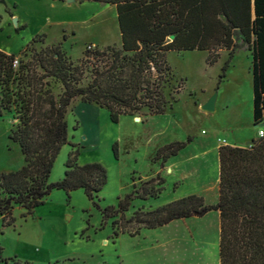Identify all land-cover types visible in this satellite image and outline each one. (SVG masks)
<instances>
[{
    "label": "rangeland",
    "instance_id": "rangeland-1",
    "mask_svg": "<svg viewBox=\"0 0 264 264\" xmlns=\"http://www.w3.org/2000/svg\"><path fill=\"white\" fill-rule=\"evenodd\" d=\"M35 36L31 49L58 45L73 64L82 60L88 45L120 44L114 6L67 0H0V50L19 56ZM31 49L24 59L29 58ZM219 54V60L208 66L203 52L167 53L174 76L166 83L165 92L181 89L175 95L177 101L163 115L123 116L113 123L105 109L74 100L65 115L68 144L56 157L48 181L63 177L68 153L77 150L79 165L99 162L106 170L107 182L98 193L101 208L115 205L118 198L132 191L133 183L139 187L157 174L163 178L158 198L134 200L126 219L138 208L152 210L188 195L215 205L218 147L244 145L257 138L258 130L264 131V118L261 126L254 128L253 123L250 52L240 46L234 50L217 86L229 51ZM88 80L86 74L81 84ZM49 81L53 94L61 93V85ZM214 92V109L203 110L201 106ZM14 124L12 112L0 117V169L17 170L24 163L17 145L9 140ZM188 138L191 142L163 166L152 161L158 148ZM12 215L14 223L9 227L3 228L0 220V264H4L1 259H7L6 264H12L11 260L21 264H219L216 211L154 230L141 229L134 237L114 235L113 220L103 223L100 211L78 189L69 195L53 190L31 214L15 207Z\"/></svg>",
    "mask_w": 264,
    "mask_h": 264
},
{
    "label": "trees",
    "instance_id": "trees-1",
    "mask_svg": "<svg viewBox=\"0 0 264 264\" xmlns=\"http://www.w3.org/2000/svg\"><path fill=\"white\" fill-rule=\"evenodd\" d=\"M76 1L114 6L120 44L103 48L88 45L78 64H73L58 45L40 51L31 49L38 36L19 56L0 50V117L12 112L15 124L9 140L17 145L24 161L17 170L0 169L2 227L14 223L15 207L31 214L53 190L69 195L82 189L100 211L102 222L113 220L114 235L127 233L134 237L141 229L154 230L175 220L216 211L219 264H264V135L252 139L250 145L218 147L215 205H205L202 197L188 195L152 210L138 208L126 219L125 213L134 200L158 198L163 178L157 174L139 187L133 183L132 191L118 198L115 205L101 208L98 193L107 182L106 170L99 162L79 165L77 150L68 153L63 177L48 181L56 157L68 144L65 115L74 100L105 109L113 123L123 116L163 115L172 108L181 88L165 92L166 83L174 76L166 59L168 52H206L205 62L213 66L220 58L219 51H229L218 86L234 50L240 46L249 51L253 123H262L264 0ZM29 49L31 54L24 59ZM86 74L89 80L82 85ZM49 79L61 85V93L53 94ZM190 142L188 138L166 144L157 149L152 161L163 166ZM113 151L115 155V147ZM1 261L6 264L8 260Z\"/></svg>",
    "mask_w": 264,
    "mask_h": 264
},
{
    "label": "water",
    "instance_id": "water-1",
    "mask_svg": "<svg viewBox=\"0 0 264 264\" xmlns=\"http://www.w3.org/2000/svg\"><path fill=\"white\" fill-rule=\"evenodd\" d=\"M68 2H73L75 0H67ZM16 21V20H14ZM170 39H172V36L169 37ZM215 99H216V93L214 92L209 99L201 106V108L205 111H212L214 109V103H215ZM136 121H138V118H135ZM263 125L262 123L254 125V128ZM251 142H247L245 145H250Z\"/></svg>",
    "mask_w": 264,
    "mask_h": 264
},
{
    "label": "built area",
    "instance_id": "built-area-1",
    "mask_svg": "<svg viewBox=\"0 0 264 264\" xmlns=\"http://www.w3.org/2000/svg\"><path fill=\"white\" fill-rule=\"evenodd\" d=\"M13 65L16 66V65H17V61H14ZM263 135H264V131H263V130H259V131L257 132V136H258V137H261V136H263Z\"/></svg>",
    "mask_w": 264,
    "mask_h": 264
},
{
    "label": "crops",
    "instance_id": "crops-1",
    "mask_svg": "<svg viewBox=\"0 0 264 264\" xmlns=\"http://www.w3.org/2000/svg\"><path fill=\"white\" fill-rule=\"evenodd\" d=\"M76 1V0H75ZM199 52H202V51H199ZM204 53V55H205V57H206V52H203ZM8 54V53H7ZM251 142V141H250ZM224 145H226V143L224 144ZM245 145V144H244ZM244 145H236V144H232L231 146H244Z\"/></svg>",
    "mask_w": 264,
    "mask_h": 264
},
{
    "label": "bare ground",
    "instance_id": "bare-ground-1",
    "mask_svg": "<svg viewBox=\"0 0 264 264\" xmlns=\"http://www.w3.org/2000/svg\"><path fill=\"white\" fill-rule=\"evenodd\" d=\"M138 120H139V118H138Z\"/></svg>",
    "mask_w": 264,
    "mask_h": 264
}]
</instances>
